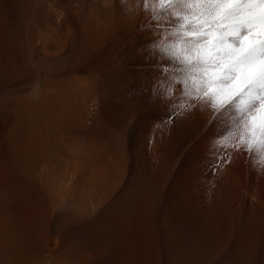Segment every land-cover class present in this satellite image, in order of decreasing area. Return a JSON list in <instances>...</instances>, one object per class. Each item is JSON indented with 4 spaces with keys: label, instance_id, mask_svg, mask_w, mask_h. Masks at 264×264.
<instances>
[{
    "label": "bare ground",
    "instance_id": "1",
    "mask_svg": "<svg viewBox=\"0 0 264 264\" xmlns=\"http://www.w3.org/2000/svg\"><path fill=\"white\" fill-rule=\"evenodd\" d=\"M189 8L0 0V264H264V137L161 51Z\"/></svg>",
    "mask_w": 264,
    "mask_h": 264
},
{
    "label": "snow or ice",
    "instance_id": "2",
    "mask_svg": "<svg viewBox=\"0 0 264 264\" xmlns=\"http://www.w3.org/2000/svg\"><path fill=\"white\" fill-rule=\"evenodd\" d=\"M192 2L198 5L197 11L188 9L193 19L187 15L182 19L178 27L183 31L162 53L193 69L217 94L234 92L222 108L246 96L239 122L254 118L256 130L264 136V113L256 115L258 105L264 103V0ZM158 30L163 32L159 26ZM177 44L182 52L175 50Z\"/></svg>",
    "mask_w": 264,
    "mask_h": 264
},
{
    "label": "rangeland",
    "instance_id": "3",
    "mask_svg": "<svg viewBox=\"0 0 264 264\" xmlns=\"http://www.w3.org/2000/svg\"><path fill=\"white\" fill-rule=\"evenodd\" d=\"M228 93L229 95L223 93L217 94L214 88L207 87L205 93L203 95H199L201 100L200 105L203 106V108H206L207 104H209L208 106L211 107V111L216 108V110H213L214 112L210 114L212 120L214 121V124H255L254 118L251 117L248 118L244 123H240L238 119L239 115L241 114L240 110L245 108L247 100L246 96L239 97V99L235 100L227 108L221 107V105L225 104L226 101L231 99L232 95L234 94V92ZM209 98H211L210 102H208ZM214 104L216 106H214ZM260 113H264V103L258 105L256 115H259ZM206 115L208 116L209 114ZM202 123H204V120L202 121Z\"/></svg>",
    "mask_w": 264,
    "mask_h": 264
}]
</instances>
